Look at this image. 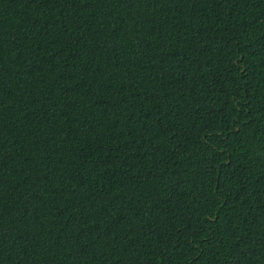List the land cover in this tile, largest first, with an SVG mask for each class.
<instances>
[{"label":"trees","instance_id":"trees-1","mask_svg":"<svg viewBox=\"0 0 264 264\" xmlns=\"http://www.w3.org/2000/svg\"><path fill=\"white\" fill-rule=\"evenodd\" d=\"M0 264H264V0H0Z\"/></svg>","mask_w":264,"mask_h":264}]
</instances>
